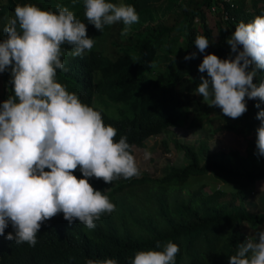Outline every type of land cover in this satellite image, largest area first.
<instances>
[{
  "label": "trees",
  "instance_id": "obj_1",
  "mask_svg": "<svg viewBox=\"0 0 264 264\" xmlns=\"http://www.w3.org/2000/svg\"><path fill=\"white\" fill-rule=\"evenodd\" d=\"M121 1L134 6L139 16L137 25L127 36L110 32V53L94 48L82 58L67 53L63 61L68 71L58 69L55 78L83 104L100 111L105 125L117 129L114 142L126 136L131 146L142 145L145 136L168 132L170 125L196 123L207 127L215 118L217 126L247 135L244 145L241 150H210L201 135L190 141L171 137L172 146L186 158L180 165L169 163L159 175L142 173L109 184L94 176L88 178L94 190H100L116 205L114 212L95 221V229L79 221L69 224L59 213L42 223L37 243L29 246L6 239L13 231L9 224L5 235L0 236V264H87L89 259L105 258L130 264L137 251L156 249L157 241L164 244L169 240L180 248L176 264H228L236 245L246 238L240 234L241 221L254 224L256 231L264 229V189H252L256 179L264 178V156L255 154L260 125L255 104L264 108V102L246 97L247 111L241 117L218 118L195 94L193 78L206 54L214 53L221 59L229 56L226 39L231 32L227 26L234 21L249 22L264 13V0H107ZM49 2L52 0H0V38L18 4L54 12L57 5ZM74 2L73 12L85 23L89 35L95 27L84 16L83 0ZM205 10L215 13L222 25L216 36L206 21ZM223 11L225 17H221ZM202 35L210 42L204 52L194 43ZM63 49L71 48L65 44ZM191 53H195L194 58L185 60ZM257 71L254 82L259 84L264 70ZM0 75L2 102L11 94L12 84L10 71ZM94 92L104 107L111 104L117 114L94 105ZM107 100L124 105L104 102ZM73 174L82 176L79 166ZM207 175L230 184L221 191L227 198H222L221 192L219 198L207 197L201 189V179Z\"/></svg>",
  "mask_w": 264,
  "mask_h": 264
},
{
  "label": "clouds",
  "instance_id": "obj_2",
  "mask_svg": "<svg viewBox=\"0 0 264 264\" xmlns=\"http://www.w3.org/2000/svg\"><path fill=\"white\" fill-rule=\"evenodd\" d=\"M84 16L102 32L105 26L122 23V36L139 22L134 6L107 0H83ZM0 38V73L10 71L12 90L0 102V236L11 224L6 239L35 246L43 222L63 213L69 224L96 228L95 221L111 214L116 205L89 177L111 183L121 177L140 176L132 146L126 136L114 142L117 129L105 125L100 111L83 104L78 95L57 82V70L67 72L63 46L72 57H83L95 45L86 25L67 6L43 10L33 4L17 5ZM195 45L204 52L210 42L197 36ZM229 56L206 54L198 70L201 76L195 94L209 107L237 119L247 111V99L264 102V79L254 82L264 70V13L241 21L226 39ZM186 55L185 60L194 58ZM174 60V57H173ZM256 118V152L264 156V108ZM151 153L145 151V159ZM79 166L82 173H73ZM49 169L46 171L45 169ZM179 246L156 242V249L137 251L130 264H176ZM87 264H118L114 258L89 259ZM228 264H264V229L248 234L236 245Z\"/></svg>",
  "mask_w": 264,
  "mask_h": 264
},
{
  "label": "rangeland",
  "instance_id": "obj_3",
  "mask_svg": "<svg viewBox=\"0 0 264 264\" xmlns=\"http://www.w3.org/2000/svg\"><path fill=\"white\" fill-rule=\"evenodd\" d=\"M122 2V1H121ZM74 0H52L49 2L50 5H60V6H67L70 11H73L74 8ZM118 3V2H116ZM8 14H6V17ZM205 17L207 23L211 27V31L213 36H216L218 32H221L222 25L217 18L215 13H211L208 10H205ZM134 25H137L134 24ZM133 26V25H132ZM122 23H117L111 26H105L104 30L100 32L95 28L93 32H91L88 36L93 37L95 40L94 49H98L101 52L110 53V49L108 48L110 32L115 34L116 32H121L123 28ZM65 55L71 51V49H64ZM64 55V57H65ZM63 57V58H64ZM62 58V59H63ZM202 73L196 68L195 75H194V82H195V92L197 90L198 84L200 82V77ZM56 79V78H55ZM57 82L63 83L56 79ZM3 90V83L0 75V95L2 94ZM98 93L94 92L92 95V103L101 109H103L106 113L111 115H116L117 112L114 107H111V104H108L104 107L101 103L102 101L99 100L100 98L97 97ZM201 99L203 97L199 94ZM98 102H95V100ZM106 100V99H104ZM104 102H111L115 103L118 106L124 105L122 101H104ZM209 113H214L218 115V118L223 117L222 111L219 107H210L208 109ZM189 115V114H188ZM187 115V116H188ZM217 119V118H216ZM215 118L211 119L207 123V127H202L200 124H192L189 126L185 125H170L168 127V132H154L148 134L143 139L142 145H132L131 154L134 156L137 166L140 170V174L146 173L150 175H159L163 173L167 164L171 163L174 165L182 164L186 158L183 156L181 150L175 149L171 143V137H176L179 140L190 141L195 135H201L206 139L208 149L210 150H217V149H226L228 147H236L239 150L242 149L245 141V137L247 135L242 136L240 133L234 132L232 129L223 126H217L214 124ZM165 138L164 144L161 143V139ZM148 151L151 153L150 158L145 159L144 153ZM46 171H49L47 168ZM202 186L201 189L206 193L207 197L210 198H219L222 195V190L226 189L230 186L227 182L223 181H215L210 178L208 175L203 177L202 179ZM253 191H259L264 189V178H258L254 181ZM221 192V195H220ZM222 198H227V194L224 193ZM240 234L241 235H248L252 234L256 231V226L254 224H249L246 221L240 222Z\"/></svg>",
  "mask_w": 264,
  "mask_h": 264
},
{
  "label": "built area",
  "instance_id": "obj_4",
  "mask_svg": "<svg viewBox=\"0 0 264 264\" xmlns=\"http://www.w3.org/2000/svg\"><path fill=\"white\" fill-rule=\"evenodd\" d=\"M229 3H231V1H229ZM225 16H226V12L223 11V12L221 13V17H225ZM237 23H239V22L234 21V22H232L230 25L227 26V27L229 28L230 32L234 31L235 26H236Z\"/></svg>",
  "mask_w": 264,
  "mask_h": 264
}]
</instances>
